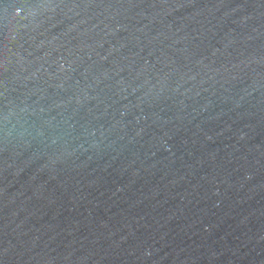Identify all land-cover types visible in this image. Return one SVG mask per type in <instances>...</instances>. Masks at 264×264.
<instances>
[{
	"label": "water",
	"instance_id": "water-1",
	"mask_svg": "<svg viewBox=\"0 0 264 264\" xmlns=\"http://www.w3.org/2000/svg\"><path fill=\"white\" fill-rule=\"evenodd\" d=\"M0 264H264V0H0Z\"/></svg>",
	"mask_w": 264,
	"mask_h": 264
}]
</instances>
